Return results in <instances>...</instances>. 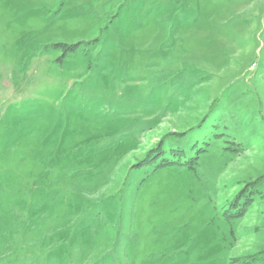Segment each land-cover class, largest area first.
Wrapping results in <instances>:
<instances>
[{"label":"rangeland","instance_id":"rangeland-1","mask_svg":"<svg viewBox=\"0 0 264 264\" xmlns=\"http://www.w3.org/2000/svg\"><path fill=\"white\" fill-rule=\"evenodd\" d=\"M0 264H264V0H0Z\"/></svg>","mask_w":264,"mask_h":264},{"label":"trees","instance_id":"trees-1","mask_svg":"<svg viewBox=\"0 0 264 264\" xmlns=\"http://www.w3.org/2000/svg\"><path fill=\"white\" fill-rule=\"evenodd\" d=\"M181 146L183 147L184 145H181ZM181 146H177V147H175V149L170 148V151H168L167 154H164V156H163V154L159 155L157 157V161L165 159L166 162L169 160V162H173V164H177V165L181 162H186L189 158L188 157L186 158L183 156V153L186 150L184 149L185 147L182 148ZM190 146H191V144L188 146V148H190ZM188 148H187V150H188Z\"/></svg>","mask_w":264,"mask_h":264}]
</instances>
